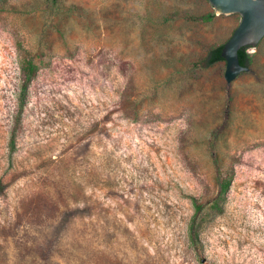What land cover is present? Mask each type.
Instances as JSON below:
<instances>
[{
	"label": "rangeland",
	"instance_id": "374dc122",
	"mask_svg": "<svg viewBox=\"0 0 264 264\" xmlns=\"http://www.w3.org/2000/svg\"><path fill=\"white\" fill-rule=\"evenodd\" d=\"M5 9L0 264H264V38L227 85L225 63L202 60L239 16L200 22L207 0ZM22 57L37 72L19 112ZM230 169L192 238V200L213 201Z\"/></svg>",
	"mask_w": 264,
	"mask_h": 264
},
{
	"label": "water",
	"instance_id": "95a60500",
	"mask_svg": "<svg viewBox=\"0 0 264 264\" xmlns=\"http://www.w3.org/2000/svg\"><path fill=\"white\" fill-rule=\"evenodd\" d=\"M215 16L238 15L239 22L223 44L220 56L224 60V81L229 85L239 74L248 72L239 64L241 48L254 49L264 38V0H207Z\"/></svg>",
	"mask_w": 264,
	"mask_h": 264
},
{
	"label": "trees",
	"instance_id": "16d2710c",
	"mask_svg": "<svg viewBox=\"0 0 264 264\" xmlns=\"http://www.w3.org/2000/svg\"><path fill=\"white\" fill-rule=\"evenodd\" d=\"M6 3L7 0H0V12L6 10L5 9ZM213 18H214L213 13H207L197 18V20L203 23H208L211 22ZM223 44L211 47L207 50V53L202 60L204 67H211L218 62H224V60L220 56ZM248 49L249 48L245 47L239 49L238 51L239 64L242 66L249 67V65L251 64V55L247 52ZM19 63L22 72V85H21L20 97H19L20 100L19 112H20L24 105L23 103H24V97L27 87L31 83L32 79L34 78L37 72V66L31 58H26V57H22ZM17 122L18 120H16V123ZM14 147H15V136L13 131L11 133V137L9 140V150L11 153L14 151ZM232 179H233V171L231 169L228 170L226 173L217 174V176L215 177V183L217 187V196L215 197V199L205 204L199 203L196 199L192 200L194 213L191 217L188 228L190 236L192 238H196L198 236L199 231L203 224L202 218L206 210H209L217 215L222 212L224 197L230 188ZM2 191H3V185L0 183V193Z\"/></svg>",
	"mask_w": 264,
	"mask_h": 264
}]
</instances>
